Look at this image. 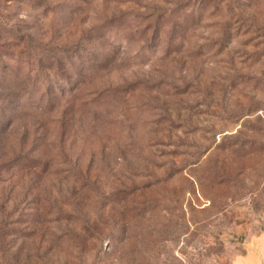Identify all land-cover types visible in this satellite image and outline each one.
I'll list each match as a JSON object with an SVG mask.
<instances>
[{
	"label": "rangeland",
	"instance_id": "rangeland-1",
	"mask_svg": "<svg viewBox=\"0 0 264 264\" xmlns=\"http://www.w3.org/2000/svg\"><path fill=\"white\" fill-rule=\"evenodd\" d=\"M0 264H264V0H0Z\"/></svg>",
	"mask_w": 264,
	"mask_h": 264
}]
</instances>
